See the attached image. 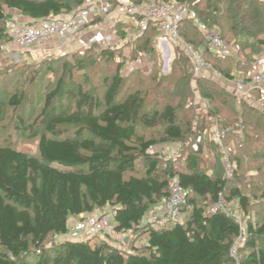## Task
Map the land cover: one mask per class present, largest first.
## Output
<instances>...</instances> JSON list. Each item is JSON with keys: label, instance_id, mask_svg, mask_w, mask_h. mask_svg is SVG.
Instances as JSON below:
<instances>
[{"label": "trees", "instance_id": "1", "mask_svg": "<svg viewBox=\"0 0 264 264\" xmlns=\"http://www.w3.org/2000/svg\"><path fill=\"white\" fill-rule=\"evenodd\" d=\"M162 1L189 6L199 23L217 29L223 41L238 47L236 55L225 59L206 56L227 78L246 79L264 54V0ZM83 2L0 0V40L5 45L9 42L5 23L10 12L30 21L48 20L71 15ZM127 29L134 31L130 26L119 30L124 42ZM181 35L195 47L204 46L203 35L191 20L185 21ZM5 45L0 43V58ZM133 45L134 53L155 59L154 32L137 37ZM79 54L83 57L75 63L63 64L64 73L96 70L103 57L109 61L114 57L112 50L98 55L80 50ZM121 68L103 78V99L80 86L62 106L58 97L64 81L59 80L40 114L38 156L0 144V264H264V248L257 243L264 239V217L254 223L252 211L257 205L243 193L252 184L254 195L261 193L259 201L264 202V110L239 101L218 83L196 80L185 52L178 51L169 73L155 72L139 79L136 89L123 99ZM197 99L206 101L205 111L194 107ZM24 100L19 93L9 98L15 114ZM138 125H161L159 139L139 136ZM216 126L244 127L243 138L231 131L225 140L235 151V172L230 179L219 147L210 139ZM69 128L76 130L74 138L60 136L62 129ZM198 137L203 142L194 152L192 145ZM170 143L184 144V167L178 170L173 165L159 175V157L149 151ZM207 151L212 155L207 156ZM212 158L214 167L205 162ZM140 160L146 164L144 176H128ZM174 178L190 190V209L181 223L149 226L143 248L132 246L125 251L100 236L47 245L51 236L67 235L73 219L108 207L115 211L117 234L137 233L144 218L169 197ZM220 194L225 201L237 203L244 216L243 227L223 213H209ZM245 229L250 251L238 258L233 251Z\"/></svg>", "mask_w": 264, "mask_h": 264}, {"label": "built area", "instance_id": "2", "mask_svg": "<svg viewBox=\"0 0 264 264\" xmlns=\"http://www.w3.org/2000/svg\"><path fill=\"white\" fill-rule=\"evenodd\" d=\"M13 16L15 17H10L5 23V34L9 42L3 47L4 54L10 60L18 61L21 55L53 41L59 45V49L71 51L83 47L91 48L95 44L105 48L107 44L111 46L115 42H123L119 30L121 27L130 26L137 31V36L154 32L156 48L169 62L174 57L175 50L185 52L192 64L196 80L207 79L218 83L231 91L239 101L245 100L253 108L264 110V54L258 57L246 79L227 78L213 67L206 56L210 54L225 59L236 55L238 47L223 41L217 29H210L207 25L199 23L197 14L185 4L165 3L162 0H84L82 6L68 16L39 21H30L19 13H14ZM188 20H191L203 35L204 46L195 47L184 40L181 29ZM91 31H98L104 39L88 42L86 37ZM126 39L130 40L128 29ZM198 101L206 105V101ZM231 131L238 138L244 137L243 126L238 129L216 126L210 131L211 141L219 147L227 179L232 178L235 172L232 162L234 147L225 144ZM202 142V137H198L192 145V150L198 152ZM154 149L157 148H152L149 152L152 153ZM189 193L190 190L182 187L177 178L172 180L169 197L163 202L161 209L165 222L184 221L186 210L190 209ZM209 213H223L241 227L244 225V216L237 203L225 201L222 194L209 209ZM101 235H126L116 233L115 211L112 209H104L97 214L76 219L71 222L69 233L60 237L62 240L86 241Z\"/></svg>", "mask_w": 264, "mask_h": 264}, {"label": "rangeland", "instance_id": "3", "mask_svg": "<svg viewBox=\"0 0 264 264\" xmlns=\"http://www.w3.org/2000/svg\"><path fill=\"white\" fill-rule=\"evenodd\" d=\"M203 2L205 3L206 1L204 0ZM9 15L10 17H15L13 13H9ZM129 32L131 44H128L127 40V42H115L111 46L107 44L105 48L95 44L91 48L83 47L79 50L71 51L59 49V45H56L53 41L40 45L26 55H21L18 61L10 60L3 52L0 58V144L38 156V145L42 134V127L39 122L40 114L46 97L57 88L58 82L61 79H63L64 84L58 97V103L63 106L67 105L68 96L76 93L80 86H83L86 91H89L96 98L103 99V94L106 91V84L103 78H110L115 75L119 65L122 66L120 75L125 78V87L121 94V99L136 89V83L139 79H144L151 73L159 72L167 74L171 71L172 63L178 57L177 50L174 51V57L170 62L167 61L168 59L157 48L155 59L147 54H136L133 52V44L139 36L136 35V30ZM98 39H104L102 34L98 33V31H91L86 40L90 42ZM0 43L5 45L3 39L0 40ZM80 50L90 51L93 55L100 54L102 50H112L114 57L110 61L106 56L103 57L99 63L101 64L99 68L84 72L86 76L83 75V72L79 71H74L72 74L71 72L64 73V63H75L76 59L83 57V54H79ZM219 87L222 88L221 86ZM15 93L25 96L22 109L17 114L14 113L13 108L8 103L9 98ZM198 100H195L194 107L205 111L206 105L203 103L197 104ZM161 129V125L155 128H146L142 125H138L137 127L138 135L144 137L146 140L152 138L159 139L162 132ZM75 131L73 128L62 129L60 136L74 138ZM183 149L184 144L181 143H170L154 149L151 154L159 157V175L165 174L173 165L178 170L183 169ZM206 155L211 156L212 154L207 151ZM205 162L210 167H214L216 163L213 158ZM145 165L140 160L137 170L127 175L144 176L146 171ZM232 184L235 186L237 182L233 181ZM248 186L249 188L247 189L243 188V193L248 194L251 201L256 203L257 206L252 211V215L254 223L259 224L264 217V202L259 201L261 193H258L257 196L254 195V185ZM162 204L154 208L144 218L137 233L129 232L122 237L119 235H101L100 237L125 249V251L131 250L132 246L143 248L147 241L144 232L149 226L154 225L156 228L171 226L170 224H166L161 215ZM107 209L109 210L111 207ZM246 231L245 229L242 237L236 243L238 248H235L233 251V254L238 258L243 257V255L250 251L246 244ZM61 241L62 238L60 236H51L47 241V245L55 247ZM257 243L261 248H264V239H258Z\"/></svg>", "mask_w": 264, "mask_h": 264}, {"label": "crops", "instance_id": "4", "mask_svg": "<svg viewBox=\"0 0 264 264\" xmlns=\"http://www.w3.org/2000/svg\"><path fill=\"white\" fill-rule=\"evenodd\" d=\"M10 13H13V14H14V13H16V12H10ZM87 37H88V36H87ZM87 37H86V38H87ZM74 220H75V219H73L71 222L73 223V222H74Z\"/></svg>", "mask_w": 264, "mask_h": 264}]
</instances>
